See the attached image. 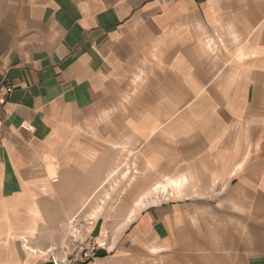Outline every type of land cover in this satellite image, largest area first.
<instances>
[{"label":"crops","instance_id":"0c3cea01","mask_svg":"<svg viewBox=\"0 0 264 264\" xmlns=\"http://www.w3.org/2000/svg\"><path fill=\"white\" fill-rule=\"evenodd\" d=\"M6 82L0 264H52L18 234L60 186L73 212L101 184L59 150L95 111L149 168L187 182L86 264H264V0H0Z\"/></svg>","mask_w":264,"mask_h":264},{"label":"rangeland","instance_id":"374dc122","mask_svg":"<svg viewBox=\"0 0 264 264\" xmlns=\"http://www.w3.org/2000/svg\"><path fill=\"white\" fill-rule=\"evenodd\" d=\"M112 116L105 115L110 119L101 120V112L97 111L82 116L73 131L59 140V150L63 155L77 161L91 162L85 174H76L80 170L74 168L75 177L79 181L82 177L89 178L90 182L101 177V184L95 186L88 199L77 210L73 205V212H64L65 207L70 209L64 185L59 190L64 197L62 200L49 203L44 212H25V227L23 233L18 234L24 236V245L27 238L30 245L34 242L44 248L40 252L56 250L61 253L76 249L81 242L87 246L96 240L101 248L110 251L137 211L145 208L146 204L165 201L169 190L180 195L187 179L161 177L149 168L143 155L130 149L131 138L126 135L124 128L121 136L112 135L114 126L118 127ZM106 132L108 136H105ZM58 166L65 168L67 164L61 161ZM179 180L182 184L178 188L171 185V181ZM159 185H167L166 192ZM73 187L77 189L80 184ZM189 187L196 186H186L188 189ZM141 201L144 202L143 206L140 205ZM100 216L101 235L98 233ZM129 216L131 220L128 222ZM15 220L8 217L9 228L14 225Z\"/></svg>","mask_w":264,"mask_h":264},{"label":"built area","instance_id":"2783aa9c","mask_svg":"<svg viewBox=\"0 0 264 264\" xmlns=\"http://www.w3.org/2000/svg\"><path fill=\"white\" fill-rule=\"evenodd\" d=\"M12 88L13 85L11 83H1L0 95L3 91L6 94H9ZM4 102L5 100L0 96V119L3 115L2 110ZM100 248L101 247L98 245L96 240H94L87 246L81 242L80 245H78L76 249H73L72 251H63L58 253L56 250H46L43 252H38V254L52 264H86L98 259Z\"/></svg>","mask_w":264,"mask_h":264},{"label":"bare ground","instance_id":"6f19581e","mask_svg":"<svg viewBox=\"0 0 264 264\" xmlns=\"http://www.w3.org/2000/svg\"><path fill=\"white\" fill-rule=\"evenodd\" d=\"M160 188H162V187L160 186ZM163 188L165 189V186H164ZM156 189H157V188H156ZM143 203H144V202L141 201L140 205L143 206ZM100 209H101V208H100ZM134 210H135V209H134ZM94 212H95V211H94ZM134 212H135V211H134ZM133 214H134V213H133ZM90 216H91V215H90ZM92 217L95 218L94 215H93ZM129 217H130V216H129ZM130 220H131V217L129 218L128 222H129ZM25 241H26V242H25V243H26L25 247H26V249H27L28 251L33 252V253H34V252H36V253H37V252H40V250H35V249L29 244V241H28L27 238H25ZM50 251H51V250H50Z\"/></svg>","mask_w":264,"mask_h":264}]
</instances>
